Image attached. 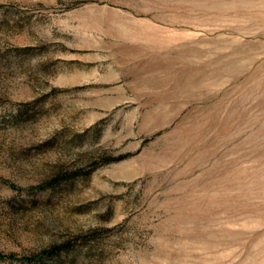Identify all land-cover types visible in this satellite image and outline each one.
Listing matches in <instances>:
<instances>
[{
  "label": "rangeland",
  "instance_id": "rangeland-1",
  "mask_svg": "<svg viewBox=\"0 0 264 264\" xmlns=\"http://www.w3.org/2000/svg\"><path fill=\"white\" fill-rule=\"evenodd\" d=\"M9 255L264 264V0H0Z\"/></svg>",
  "mask_w": 264,
  "mask_h": 264
},
{
  "label": "trees",
  "instance_id": "trees-1",
  "mask_svg": "<svg viewBox=\"0 0 264 264\" xmlns=\"http://www.w3.org/2000/svg\"><path fill=\"white\" fill-rule=\"evenodd\" d=\"M53 252V250H46V251H42L32 257L29 258H23V259H18L19 261H35V260H41L43 259L45 256L51 254ZM3 260H15V257L13 255H9V256H0V261Z\"/></svg>",
  "mask_w": 264,
  "mask_h": 264
}]
</instances>
